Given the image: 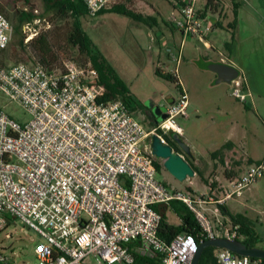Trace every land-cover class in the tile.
I'll return each mask as SVG.
<instances>
[{"label":"built area","instance_id":"obj_1","mask_svg":"<svg viewBox=\"0 0 264 264\" xmlns=\"http://www.w3.org/2000/svg\"><path fill=\"white\" fill-rule=\"evenodd\" d=\"M82 1L92 17L117 4ZM172 1L179 15L174 26L184 40L180 49L166 47L175 63L167 73L176 79L179 96L167 106L166 119L149 130L122 99L109 98L90 65L64 60L54 70L40 64L0 66V91L30 116L20 122L0 110V233L14 220L36 232L41 240L34 245L31 264H86L90 257L99 264H136L141 258L192 264L200 245L197 237L182 233L166 243L159 236L162 214L157 208L173 201L194 214L201 243L242 237L240 226L223 218L219 206L242 197L264 178V158L250 164L231 181V190L216 198L160 181L147 146L153 135L163 144H169V133L183 135L177 119L189 117V98L180 76L182 48L186 37L205 41L211 32L200 11L204 0ZM40 23L37 18L24 25L25 43L38 36L35 25ZM13 36L14 26L0 12V50L9 47ZM231 88L233 97L249 103L252 95L241 75ZM200 208L209 211L215 225ZM217 262L261 264L262 259L219 249ZM0 264L18 263L0 250Z\"/></svg>","mask_w":264,"mask_h":264},{"label":"rangeland","instance_id":"obj_2","mask_svg":"<svg viewBox=\"0 0 264 264\" xmlns=\"http://www.w3.org/2000/svg\"><path fill=\"white\" fill-rule=\"evenodd\" d=\"M240 1V22L235 33L237 48L231 57L236 59L241 77L248 82L253 99L251 101L250 97L248 101L252 105L249 106V103H242L233 97L229 84H216L215 75L210 71L202 70V67L196 63L199 59V51L208 52L197 40L191 38L185 40L182 48V66H180V76L188 94L190 107L188 108L189 118H178L177 123L184 130L182 138L204 157L205 165L204 163L201 165L209 184L216 185V191L220 197H222V191L231 190V184L223 177L225 168L220 162L215 166L206 163L214 161L211 159L212 152L218 150L227 140V133L231 127H237L240 132V135L233 137L235 141L240 140L245 131L248 133V143L253 145V149L249 148L250 154L255 159L264 156V0ZM232 2L233 0H228V8H224L225 21L228 24L234 19ZM116 3L128 10L139 12L144 17L153 15L160 24L163 20L172 26L179 16L172 0H117ZM258 6L260 11L257 12ZM28 7L38 10V18L42 23L35 25V28L39 34L29 43H25L23 25L20 35L14 33L9 48L6 51H0V64L5 66L27 64L31 59L37 58L38 44L35 39L41 35L47 38L58 60L57 63L61 61L64 51L66 54L68 51L74 60H79L78 51L68 42L71 29L69 19L59 20L52 13H47L42 0H0V12L6 18ZM152 8L160 14L157 16ZM80 20L82 28L89 35L96 49L130 89L135 99L132 106L134 109L131 111L133 117L149 130L152 127L150 115L154 112L150 105L153 103L168 106L167 97L179 96L175 82L167 81L155 74L158 56L165 58L166 54H161L160 49L151 43L147 36L148 28L145 24H150V21L139 22L130 16L115 12H104L94 17L86 15ZM48 24L51 25L50 28ZM12 25L14 26L13 23ZM226 30V32H220L222 34L219 35L218 40L226 36L231 42L230 27ZM174 33L179 42L177 40H170V42L172 45L178 44L176 48L180 49L182 43L180 33L177 31ZM21 38H23V45H18L16 40ZM223 48L221 45L219 49L223 50ZM210 53L212 58L217 57L212 51ZM225 53L229 54L226 51ZM174 67L175 63H171V68L174 69ZM213 82L216 85H213ZM0 110L20 122L30 119L21 106L11 102L1 91ZM167 137L170 139L171 134L169 133ZM159 162L163 165V160ZM157 178L182 192L192 188L200 195L207 193L208 186L200 177H194L191 182L179 181L163 167L158 172ZM226 202L232 214H243L252 220L263 241L260 246L264 248V178L246 189L242 197ZM199 210L211 219L212 225H215V220L209 211L204 208ZM169 219L175 224L179 223L178 217L172 211L169 213ZM40 240L36 232L28 230L18 220H14L6 230L0 233V250L18 264H31L35 261L34 245ZM86 264L99 263L95 258L90 257L86 260Z\"/></svg>","mask_w":264,"mask_h":264},{"label":"trees","instance_id":"obj_3","mask_svg":"<svg viewBox=\"0 0 264 264\" xmlns=\"http://www.w3.org/2000/svg\"><path fill=\"white\" fill-rule=\"evenodd\" d=\"M44 3L45 11L47 13H52L59 20H67L71 21V29L68 34V42L69 44L78 51L79 60H74L71 55L65 51L61 55V61L57 63V58L54 55V52L49 46L47 38L44 35H41L39 38L35 39V42L38 44V57L34 60L31 59L27 62L28 65L32 66L35 64H40L46 67L49 70H54L59 68L64 60H72L77 63L79 66H87L90 65L94 68L98 73V82L104 84L109 91V98L112 99H122L128 108L133 111L132 108L135 99L133 98L130 89L127 85L117 76L114 70L107 64L106 60L102 56V54L96 49L93 41L89 37V35L84 31L81 25V17L89 15L87 8L82 0H42ZM208 3L211 4V0H208ZM238 4H234V8L237 9ZM37 9L32 8H23L22 11L15 13L14 15H8L7 19L10 20L14 24V33L20 35L22 26L27 23H33L38 17L39 13H36ZM104 12H115L118 14H124L130 16L136 21L146 23L147 20L150 21L149 18L144 17L142 14H138L133 10H128L123 8L122 5H114L107 10L101 11L99 14ZM235 12V11H234ZM98 14V15H99ZM235 12V17H236ZM148 23V22H147ZM234 41V37H232L231 42L226 45L232 44ZM12 43V42H11ZM10 43V44H11ZM18 45H23V38L16 40ZM34 43V42H33ZM10 46V45H9ZM9 48V47H8ZM7 48V49H8ZM0 50V51H6ZM67 56V57H65ZM33 60V61H32ZM2 67H9L5 65H1ZM156 75L171 82H176V79L169 73H163L160 69H156ZM138 105V104H137ZM139 107V105H138ZM170 140V139H168ZM168 143L174 147L173 141H168ZM179 153L186 156V160L193 167L196 175L201 178V180L211 189L216 187L215 184H209L207 178L204 177L200 168L194 166L190 157L187 156L180 148H175ZM212 157H217L220 164L225 168V176L227 178L238 179L239 171L236 170L235 163L230 161L222 151H217L212 154ZM227 159L229 163H227ZM160 159L156 158V167L158 172L161 171L163 165L159 162ZM252 163V161H250ZM228 165V167H227ZM230 166V167H229ZM229 172H235V174L230 175ZM187 191L193 192L191 188H188ZM170 209L179 219V223H171L170 219L167 217V210ZM219 209L222 215L227 216L230 222L233 225L240 226V234L242 237H237L236 239L243 241L247 244L248 247H261L260 244L263 243L259 233L256 230L255 224L252 222L250 218L243 214H232L225 205H220ZM162 214V222L159 229L160 238L166 243H170L177 235L186 233L197 237L199 240V244H201L199 234L201 232L200 225L198 224L194 214L180 201H173L169 206L164 209H158ZM263 248V247H261ZM218 248L208 247L206 248L200 257L199 264H219L217 262V252ZM256 258H254L255 260ZM136 264H162L160 258L155 259H138ZM264 264V259H262V263Z\"/></svg>","mask_w":264,"mask_h":264},{"label":"crops","instance_id":"obj_4","mask_svg":"<svg viewBox=\"0 0 264 264\" xmlns=\"http://www.w3.org/2000/svg\"><path fill=\"white\" fill-rule=\"evenodd\" d=\"M234 4H238L237 9L234 8ZM173 5H174V2H173ZM228 5H229L228 0H211V4L208 3V0H204L200 6V11L202 13V16L207 18L206 22H207V25L211 27V32L205 41H200L196 38H191V37L185 38V40L187 38L197 40L209 52V53L208 52L202 53L201 51H199V59L196 60V63H198L202 67V70L210 71L208 69L207 65L210 63H214V62H223V63L230 64V65L234 66L236 69L239 68V66L236 62V59L234 60L231 57V55L235 54V51L237 48V46L235 45L236 40H237L235 33L237 31V28H238L239 22H240L239 16H240L241 1L240 0H233L232 5H233L234 11L236 12L237 15L235 17V12H234V19H233V21L229 22V24H228V22L226 23V21H225L226 20V14L224 13L225 12L224 8L225 7L228 8ZM174 7H175V5H174ZM152 9L155 11L157 16L160 14L154 8H152ZM258 11H260V7H259V10H257V12ZM134 12H136V11H134ZM136 13L141 14L139 12H136ZM146 18L150 19V24H145V26L148 28L147 29L148 30L147 36L151 40V43L155 44L158 47V49H160L161 54L162 53L164 55L166 54L165 58L158 56V61L156 64L155 72H156V69H160V71H162L163 73H167L168 69H169L168 67L171 65L172 62L169 58V55L166 52V47L167 46H171L174 48L177 47L178 44L172 45V43L170 42V40H175V41L177 40L179 42L177 35L174 33L175 31L180 33L182 41L184 40V35L180 31H178L174 25L170 26V25H168V23H165L163 20H161L162 23L160 24L159 21L157 20V18L153 17V15H147ZM227 27H230V29H231L230 35H232L231 37H234L233 43L228 45V46L226 44L229 43V40H227L228 38L226 36H224L223 39L221 38V40H218L219 35L222 34L220 32L221 31L226 32ZM140 31H142L141 28H140ZM221 45H223V47H224L223 50L219 49L221 47ZM211 51L217 55L216 58H212L210 56ZM225 51L229 52V54L227 55L225 53ZM180 66H182V63ZM210 72L213 73L212 71H210ZM239 73L241 74V72H239ZM213 74L215 75V73H213ZM215 79H216V75H215ZM246 83H247V87L249 88L248 82H246ZM212 84L216 85L215 82H213ZM167 99H169V103H172L174 101L175 97L170 96V97H167ZM251 105L252 104L249 103V106H251ZM189 107H190V103H189ZM183 133H184V130H183ZM239 133L240 132H239V129L237 127H235V126L231 127L227 133L228 134L227 140L223 143V145H221V147L218 150L212 152V154H213V153L221 150L222 153L227 158L230 159V161H233L235 163L236 170L239 171L238 177H240V175L244 172V170L250 164L258 163L264 157V156H262L259 159H255L250 154L251 153L250 149H253L252 148L253 145H249L248 140H247V136H248L247 134L248 133L246 131H245V133H242L243 136L240 140L235 141L233 139V137L236 135H240ZM184 141L188 144V142L186 140H184ZM188 145L190 146L192 153H193V157H191V159H190L191 163L194 166L200 168L204 177L207 178L206 173L204 172V169L201 165L202 163H204L203 165H205V162H203L204 157L200 156L201 154H199V152H196L194 150L193 146H191L190 144H188ZM181 155H183V154H181ZM183 157L186 160V156L183 155ZM211 159L214 161H212V163L210 161L206 164L215 166V164H217L219 162L217 157L213 158L211 156ZM250 161H252V163H250ZM227 163H229L228 159H227ZM227 167H228V165H227ZM229 173H230V175L235 174V172H229ZM195 177H198V176L195 175ZM223 177H224V180H226L229 183H231V181L234 180L233 178L232 179L227 178L225 175H223ZM219 182H222V181H219ZM222 187L224 188V185H222ZM216 188L217 187H215L214 189H211V187L208 186L207 187V193L205 192L201 195L206 194V195L215 196L216 198H221L219 196V193L216 191ZM192 191L194 192L193 189H192ZM211 191H212V193H210ZM194 193L196 195H200L196 191ZM224 205L227 207V202ZM227 209L229 210L228 207H227ZM170 211L171 210L168 209L166 212L168 218H169ZM223 218L227 219L228 217L223 215ZM228 220H229V218H228ZM171 223H173V222H171Z\"/></svg>","mask_w":264,"mask_h":264},{"label":"water","instance_id":"obj_5","mask_svg":"<svg viewBox=\"0 0 264 264\" xmlns=\"http://www.w3.org/2000/svg\"><path fill=\"white\" fill-rule=\"evenodd\" d=\"M208 69L215 73L216 84L226 83L232 87L240 73L238 69L230 64L223 62H214L207 65ZM151 106V105H150ZM164 112L165 109H160ZM160 122L166 117L161 116ZM173 141L180 147V149L190 158L193 157L190 146L184 141L181 135L177 133H170ZM147 146L150 153L155 158L163 160V167L176 177L179 181H192L196 173L193 167L187 160L170 144H163L157 135L151 136L147 140ZM208 247H215L218 249H226L238 256L251 257L256 259H264V248L248 247L246 243L238 239H228L217 237L204 241L198 246V249L193 257L192 264H199L202 252Z\"/></svg>","mask_w":264,"mask_h":264},{"label":"flooded vegetation","instance_id":"obj_6","mask_svg":"<svg viewBox=\"0 0 264 264\" xmlns=\"http://www.w3.org/2000/svg\"><path fill=\"white\" fill-rule=\"evenodd\" d=\"M170 104V103H169ZM151 108H153L152 110L154 111L153 113H151V118H152V120H151V123H152V126L153 125H155V124H158L160 121V117L161 116H164V117H166L167 115H166V110H167V106H160V105H156V104H153L152 103V105H151ZM160 109H165L164 110V112H162ZM165 120V119H164ZM163 121V120H162ZM170 140L171 141H173V139L172 138H170ZM170 140H168V141H170ZM174 142V141H173ZM175 143V142H174ZM174 147L175 148H180L176 143L174 144Z\"/></svg>","mask_w":264,"mask_h":264}]
</instances>
